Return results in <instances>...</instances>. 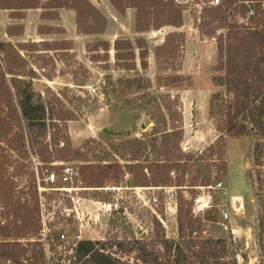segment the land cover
I'll use <instances>...</instances> for the list:
<instances>
[{
  "label": "rangeland",
  "instance_id": "374dc122",
  "mask_svg": "<svg viewBox=\"0 0 264 264\" xmlns=\"http://www.w3.org/2000/svg\"><path fill=\"white\" fill-rule=\"evenodd\" d=\"M89 1L102 18L82 17L80 24L73 8L45 10L47 0L19 13L0 9V40L21 48L27 67L36 71L34 90L54 117L48 120L49 161L43 160L27 139L22 149L3 142L9 160L7 173L16 185V195L30 207H39L37 224L23 236L9 239L19 240L29 254L42 249L44 264H74V248L82 239L126 244L134 239L153 241L159 231L185 246L184 240L225 237L237 253L238 264H258V194L264 193L260 183V177L264 180V145L260 161L255 146L258 141L264 144V139L231 137L209 114L212 94L222 90L213 83L217 39L203 35L199 28L210 0L185 3L180 26L146 30L136 27V8L119 10L110 0ZM230 16L248 22L233 8ZM91 25H98L99 30L89 31ZM171 34H175L176 50L165 54L159 47L170 41ZM116 40L130 41L132 60L124 58L130 53L127 49L119 51L121 60L116 59ZM142 49L147 52L145 68ZM125 63H135L136 68L127 69L122 66ZM139 75L145 78L144 85H149L145 91L159 89L155 103L164 121L157 118L155 106L146 109L140 105L136 86L130 92L122 84L115 91L108 87L111 101L110 106L106 104L107 78L118 81ZM141 116L148 122L145 129L135 124ZM154 126L180 131L181 150L158 159L155 153L146 159L149 150L138 160L130 154L124 156L121 146L150 134ZM221 135L226 137L225 153L211 154L206 149ZM162 136L156 135L159 147ZM67 151L70 153L65 155ZM153 164L164 165L166 181L136 185L131 167L144 166L146 176L153 179ZM62 165L77 168L80 176L71 183L57 184L64 188H51L46 174L52 170L60 174ZM205 179L209 182L203 185ZM219 182L222 185L214 187ZM169 186L176 187L177 206L169 198ZM208 194L212 207L194 213V198ZM222 211L229 213L228 219ZM154 246L163 251L162 244L154 242ZM199 248L200 244L193 246ZM118 251L131 261L136 255Z\"/></svg>",
  "mask_w": 264,
  "mask_h": 264
},
{
  "label": "trees",
  "instance_id": "16d2710c",
  "mask_svg": "<svg viewBox=\"0 0 264 264\" xmlns=\"http://www.w3.org/2000/svg\"><path fill=\"white\" fill-rule=\"evenodd\" d=\"M110 1L119 10L136 8L138 30L152 27L159 29L165 25L180 26L183 23V6L174 0ZM41 5L42 0H0V9H9L15 13ZM43 7L50 12L63 7L73 8L77 11L79 24L82 17L102 18L101 13L89 0H47ZM232 8L235 13L247 17L248 22L235 21L230 16ZM97 26L91 25L88 30L96 32L99 30ZM199 28L203 35L217 39V73L213 76V83L222 90L215 91L210 98V116L219 122L218 128L225 130L231 137L255 135L264 139V0H220L217 5L205 7ZM217 30L220 32L216 36ZM169 38L170 41L162 44L159 49L164 50L165 54H174L175 34L169 35L167 39ZM115 47L117 60L122 59L119 54L121 49L130 50L124 58H134L130 41L116 40ZM20 49L8 41L0 40V264H44L42 249L29 254V249L19 240L9 239L12 236H23L26 230L37 224L36 213L39 207L38 204L35 208L30 207L16 195V185L7 173L9 160L4 153L3 142L14 149H22L27 139L29 145L43 156L42 159L49 161V144L46 142L48 120L54 118L49 113L42 95L34 90L36 71L27 67V61ZM140 56L142 67L145 68L147 52L142 49ZM122 66L127 69L136 68L135 63H125ZM144 81L142 75L133 78L123 76L118 81L107 78L104 84L105 102L110 106L108 87L115 91L118 85L122 84L130 92L136 86L140 105H144L146 109L155 106L158 110L157 118L164 121L160 106L155 103L159 89L145 91L149 85H144ZM115 105L120 107L119 102ZM179 133L180 131H168L166 126H154L150 134L126 142L121 148L124 156L130 154L137 160L142 158L147 150L150 152H147L146 159H149L152 153H155L158 159L181 150ZM158 134L163 135L160 147L157 145ZM261 145L264 144L258 141L255 146L258 161L261 158ZM225 147L226 137L221 135L217 142L206 150L211 154L218 152L222 155L225 153ZM69 153L67 151L65 155ZM187 159L193 160L191 156ZM150 167L154 173L153 179L146 176L144 166L131 167L136 175V185H159L166 181L164 165L153 164ZM188 170L189 168H185V171ZM204 182L203 185H206L209 179ZM260 183L263 190L264 180L261 177ZM258 196V245L261 254L258 264H264V193ZM154 242L162 244L163 251L154 246ZM184 243L186 247L159 231L153 241L134 239L126 244L123 241L82 239L77 242L72 258L74 264H238L237 253L230 248L225 237L190 240L188 243L184 240ZM199 244L200 248L194 250L193 246ZM118 250L136 252V255L131 261L124 259Z\"/></svg>",
  "mask_w": 264,
  "mask_h": 264
},
{
  "label": "built area",
  "instance_id": "2783aa9c",
  "mask_svg": "<svg viewBox=\"0 0 264 264\" xmlns=\"http://www.w3.org/2000/svg\"><path fill=\"white\" fill-rule=\"evenodd\" d=\"M176 3L180 5H184L185 3L191 2L190 0H174ZM220 3V0H210L211 5H217ZM172 175H174V171L172 172ZM80 176V172L77 168L73 167L72 165H62L61 167V173L58 174L54 170L48 172L46 174L45 180L52 184L53 186L51 188L61 189L64 187H58L57 184H67L73 182L75 179H77ZM222 185L221 182L217 183L214 187H220ZM213 187V186H210ZM40 190H45V187H38ZM206 188H209V186H206ZM175 186H169V198L171 200H175V206H177V199H176V193H175ZM210 195H200L196 198H194L193 201V212L196 213L197 211H203L207 210L212 207V202L210 199ZM222 215L225 219L229 218V213L227 211H222ZM63 237L65 235H62Z\"/></svg>",
  "mask_w": 264,
  "mask_h": 264
},
{
  "label": "water",
  "instance_id": "95a60500",
  "mask_svg": "<svg viewBox=\"0 0 264 264\" xmlns=\"http://www.w3.org/2000/svg\"><path fill=\"white\" fill-rule=\"evenodd\" d=\"M142 111V115H143V109L141 110ZM137 127H140L141 129H145L148 125V122H145L144 120H142V116L141 118H137L136 120V123ZM105 131H107V129H105Z\"/></svg>",
  "mask_w": 264,
  "mask_h": 264
}]
</instances>
